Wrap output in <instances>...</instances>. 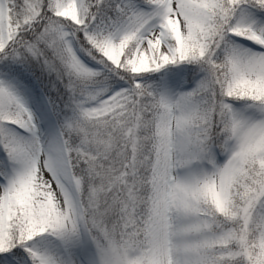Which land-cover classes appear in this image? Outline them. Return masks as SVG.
Here are the masks:
<instances>
[{
    "label": "snow or ice",
    "instance_id": "6c2138e0",
    "mask_svg": "<svg viewBox=\"0 0 264 264\" xmlns=\"http://www.w3.org/2000/svg\"><path fill=\"white\" fill-rule=\"evenodd\" d=\"M0 264H264V0H0Z\"/></svg>",
    "mask_w": 264,
    "mask_h": 264
}]
</instances>
